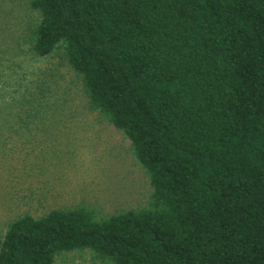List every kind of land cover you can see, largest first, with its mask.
<instances>
[{
	"label": "trees",
	"instance_id": "trees-1",
	"mask_svg": "<svg viewBox=\"0 0 264 264\" xmlns=\"http://www.w3.org/2000/svg\"><path fill=\"white\" fill-rule=\"evenodd\" d=\"M27 11L0 30V170L32 168L90 111L130 141L151 195L111 214L24 209L0 233V264H264V0Z\"/></svg>",
	"mask_w": 264,
	"mask_h": 264
},
{
	"label": "rangeland",
	"instance_id": "rangeland-1",
	"mask_svg": "<svg viewBox=\"0 0 264 264\" xmlns=\"http://www.w3.org/2000/svg\"><path fill=\"white\" fill-rule=\"evenodd\" d=\"M27 15V0H0L1 31L22 26ZM77 101L83 106L82 97ZM86 114L84 122L59 140L61 144H43L44 151L29 160L32 168L20 163L0 170V233L24 209L40 215L82 204L111 214L148 203L149 176L134 157L130 141L95 112ZM73 257L64 264H88L85 255Z\"/></svg>",
	"mask_w": 264,
	"mask_h": 264
}]
</instances>
